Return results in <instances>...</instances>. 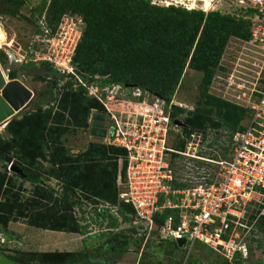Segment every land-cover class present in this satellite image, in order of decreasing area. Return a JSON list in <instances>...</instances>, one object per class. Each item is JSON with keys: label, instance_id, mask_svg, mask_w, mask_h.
Masks as SVG:
<instances>
[{"label": "trees", "instance_id": "obj_1", "mask_svg": "<svg viewBox=\"0 0 264 264\" xmlns=\"http://www.w3.org/2000/svg\"><path fill=\"white\" fill-rule=\"evenodd\" d=\"M25 4L26 0H0V16L6 14L29 24L37 23L35 33L45 36L52 35L66 11L82 16L84 28L72 62L75 72L87 81L136 84L169 100L185 69L201 73L194 108L173 106L170 116L174 119L185 112L182 120L189 129L182 128L184 135L190 129L202 131L205 136L208 131H225L227 140L220 156L226 155L229 140L236 130L243 128L248 110L209 93L208 88L220 68L227 42L231 38L249 39L247 19L219 11L204 13L173 3L160 5L152 0H40L29 7V15L20 12ZM28 66L37 68L32 62ZM38 68L46 70L47 84L31 107L12 118L4 133H0V231L9 237V222L21 220L37 228L85 235L88 225L74 216V208L84 214L81 200L93 204L106 202L116 207V213L109 208L97 211L93 207V220L102 226L99 236L106 238L102 250L119 254L133 245L141 257L154 258L158 264H181L176 255L183 246L158 238L155 229L148 237L137 235L135 227L114 231L134 218L132 207L118 200L117 156L124 150L89 141L83 150L72 153L64 143L65 136L85 130L91 109L102 113V105L84 95L81 86L74 87L71 80L59 87L62 77L47 62H41ZM14 75L15 71H11L9 77ZM184 144L179 134L171 141L178 151L184 149ZM177 156L180 155L172 153V158ZM50 179L56 180L57 188L44 184ZM25 181L33 184L27 197L22 195ZM171 186L182 188L187 184L173 179ZM257 212L249 215L248 223L253 222L251 233L264 231V215L256 216ZM169 213L171 209L167 208L156 213L155 225L162 223ZM83 243L87 244L86 239ZM248 249L249 255L243 261L230 262L216 254L222 258L221 264H263L257 249L250 245ZM0 264L93 262L85 249L5 251L0 246Z\"/></svg>", "mask_w": 264, "mask_h": 264}, {"label": "built area", "instance_id": "obj_2", "mask_svg": "<svg viewBox=\"0 0 264 264\" xmlns=\"http://www.w3.org/2000/svg\"><path fill=\"white\" fill-rule=\"evenodd\" d=\"M193 3V7H183L247 19L250 36L245 42L261 56L251 63L256 68H250L255 72L248 75L251 78L234 73L224 77L220 97L248 110L243 128L232 134L224 157H206L201 153L206 138L202 131L190 129L187 135L182 133V128L188 126L179 116L172 119L170 113L173 106L184 105L173 97L165 100L136 84L82 79L72 62L84 28L80 14L63 13L51 36L35 33V40L44 41V48L34 52L35 59L47 62L62 77L59 87L71 80L74 87L81 86L84 95L102 105V113L91 109L85 131L90 130L95 138L91 141L124 150L117 156L118 200L132 207L131 224L137 235L148 237L155 229L160 239H184L183 247L199 242L227 261H243L249 255L247 238L253 223H248L249 213L257 205L256 216L264 215V0H194ZM17 50L8 47L7 62H23L19 46ZM94 120L102 123L100 129L104 135L92 133ZM178 120L183 124L175 122ZM176 134L185 141L182 151L175 150L170 143ZM172 153L185 157L191 166V174L185 177L190 185L171 186L175 179L170 164ZM10 167L11 163L7 169ZM88 203L97 211L109 208L116 213V207L106 202ZM165 208L171 209V213L156 226L154 215ZM5 242L0 231V245ZM259 254L264 264V250Z\"/></svg>", "mask_w": 264, "mask_h": 264}, {"label": "rangeland", "instance_id": "obj_3", "mask_svg": "<svg viewBox=\"0 0 264 264\" xmlns=\"http://www.w3.org/2000/svg\"><path fill=\"white\" fill-rule=\"evenodd\" d=\"M40 0H26V4L21 7L20 12L29 15V7L35 5ZM160 5L173 3L176 5H186L189 2L184 1L183 4L174 0H152ZM38 24H29L23 19L17 17H11L6 14L0 16V53H2V63L7 62L6 50L8 47L14 51H18L19 54L24 57L21 66L23 68H29L30 62L37 65L36 69H39L41 60L35 59L36 51H41L44 48V41L42 39L35 40L34 35ZM13 41L10 43V39ZM9 43V44H7ZM19 57V56H17ZM261 56L257 53V49L252 45L245 42V40L231 38L224 49L222 57L220 59V68H217L211 84L208 88V92L216 96H221L224 90V77L229 73L237 74L241 77L251 78L248 75H254V71L250 68L256 69L252 66V62L255 59H260ZM19 60V59H18ZM201 73L185 69L180 83L178 84L173 99L176 102H181L185 110H192L194 108L195 100L198 93V82ZM35 80H41L44 82V86L47 84L49 78L43 77L41 74H33ZM43 86V87H44ZM185 112H182L179 117L183 119ZM246 121L244 120L243 124ZM0 133H4V127L0 129ZM95 140L93 135L89 131L78 130L76 133H71L65 136L64 143L69 147L72 153L81 151L87 144V142ZM227 133L223 130L208 131L204 142L201 144V153L206 157L212 155L220 156L222 145L226 144ZM172 138L170 139V143ZM173 174L176 180L186 182L187 185L191 183L185 180L186 175L191 174V166L188 164L187 159L183 156L173 157L170 160ZM45 185H51L58 187L55 179L46 180ZM29 181L23 183L22 191L23 197L28 196V192L32 188ZM89 201L81 200L82 209L84 214L81 213V209L74 208V216L79 218L81 224L87 223V233L82 235L80 233H70L56 230H47L30 226L26 223L19 221H11L8 224L9 237L5 235L7 242L1 244V248L5 251H47V250H68L77 251L85 249L89 252L90 258L93 264H158L154 258H143L140 256V252L136 251L133 245L129 246V251L115 254L113 252H105L102 250V246L105 241V237L100 238L99 234L102 231V226H99L94 222L93 206H90ZM256 207L250 211V214H254ZM249 219V218H248ZM133 226L130 222L122 223L121 226L114 231H129ZM86 239V245L83 240ZM247 243L252 248L257 249L259 254L264 249V231L255 230L254 233L248 234ZM183 253V254H182ZM254 259V256H251ZM176 259L181 264H221L222 258L216 253L209 252L206 246L201 244H194L192 247H183L182 252H178ZM195 261V262H193Z\"/></svg>", "mask_w": 264, "mask_h": 264}, {"label": "water", "instance_id": "obj_4", "mask_svg": "<svg viewBox=\"0 0 264 264\" xmlns=\"http://www.w3.org/2000/svg\"><path fill=\"white\" fill-rule=\"evenodd\" d=\"M11 71H15L13 77H9ZM46 73L43 68H23L16 60L4 63L0 61V129L5 127L12 118L31 107L38 92L44 86L43 81L35 80L32 76L41 74L48 78ZM175 122L183 124L179 120ZM101 125L102 123L94 120L92 133L99 136L104 135L103 129H100ZM184 241V239H178L176 243L182 246Z\"/></svg>", "mask_w": 264, "mask_h": 264}, {"label": "bare ground", "instance_id": "obj_5", "mask_svg": "<svg viewBox=\"0 0 264 264\" xmlns=\"http://www.w3.org/2000/svg\"><path fill=\"white\" fill-rule=\"evenodd\" d=\"M174 1L179 2V3H182V4H183L184 1H188L189 2V4H188L189 7H193V5H194V3H193L194 0H174ZM167 3H168V0H167Z\"/></svg>", "mask_w": 264, "mask_h": 264}, {"label": "crops", "instance_id": "obj_6", "mask_svg": "<svg viewBox=\"0 0 264 264\" xmlns=\"http://www.w3.org/2000/svg\"><path fill=\"white\" fill-rule=\"evenodd\" d=\"M94 142H96V141H94ZM84 148H85V147H84ZM84 148H83V149H84ZM83 149H82V150H83ZM70 233H72V232H70ZM73 233H74V232H73ZM57 250H59V249H57ZM47 251H53V250H47Z\"/></svg>", "mask_w": 264, "mask_h": 264}]
</instances>
